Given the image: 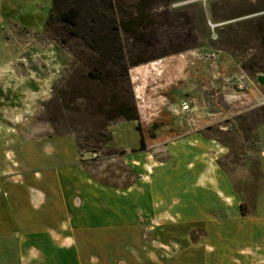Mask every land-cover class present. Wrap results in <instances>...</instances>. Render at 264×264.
I'll return each instance as SVG.
<instances>
[{"label":"rangeland","instance_id":"obj_1","mask_svg":"<svg viewBox=\"0 0 264 264\" xmlns=\"http://www.w3.org/2000/svg\"><path fill=\"white\" fill-rule=\"evenodd\" d=\"M111 2L108 12L124 24L126 66L158 57L129 69L131 85L112 65L111 54L91 52L76 39L63 44L45 29L33 32L0 22V125L6 130L0 134L26 141L72 136L92 175L108 185L127 187L139 178V171L147 172V166L169 167L175 141L204 133L219 145L213 154L247 209L264 189L263 147L257 137V128L264 124V85L258 82L264 77V0ZM20 9L23 15L30 10ZM162 59L169 72L149 75L148 67ZM190 65L197 73L189 83L193 91L187 92L182 67ZM166 83L178 91L167 92ZM118 100L128 109L129 100H134L140 120L113 117ZM10 156L20 163L21 158L2 154L13 165ZM14 166L34 181L23 165ZM17 182L27 202L31 193ZM142 230L155 232L146 226ZM92 239L81 242L85 264L92 258L103 264L115 244L105 233H95ZM147 242L159 247L161 240L148 237ZM162 242L167 246L159 253L162 264H186L187 242ZM120 260L115 264H122Z\"/></svg>","mask_w":264,"mask_h":264},{"label":"crops","instance_id":"obj_2","mask_svg":"<svg viewBox=\"0 0 264 264\" xmlns=\"http://www.w3.org/2000/svg\"><path fill=\"white\" fill-rule=\"evenodd\" d=\"M22 6L30 9L25 15ZM50 8L51 0H0V22L41 31ZM148 68L149 75H163L170 66L162 59ZM182 68L186 91H193L195 67ZM166 86L167 92L178 91ZM257 137L264 179V124ZM219 148L204 133H191L171 147L169 167L147 166L131 185L115 187L92 175L72 136L26 141L0 134V264H85L81 242L92 243L95 233H105L115 244L103 264L117 258L122 264H162L159 253L167 248L162 241L175 240L190 245L186 264H264V189L246 209L213 154ZM3 153L21 158L20 163L12 156L13 165L5 162ZM17 181L32 194L30 201L23 200ZM143 226L155 232L144 233ZM148 237L161 240L160 246H148Z\"/></svg>","mask_w":264,"mask_h":264},{"label":"trees","instance_id":"obj_3","mask_svg":"<svg viewBox=\"0 0 264 264\" xmlns=\"http://www.w3.org/2000/svg\"><path fill=\"white\" fill-rule=\"evenodd\" d=\"M109 9L112 10L110 0H52V7L44 29L47 33L56 35L63 44L76 39L91 52L101 56L111 54L112 65L118 66L121 72L123 71L125 79L131 85L129 69L158 57L153 56L126 66L124 45L121 39V27L124 24L119 21L116 14L108 12ZM128 103H131L129 109L125 107L123 101H116L114 109L112 108L115 115L112 113V116H122L127 120L139 121L140 116L134 100H129ZM138 131L141 133V146L145 148L146 141L140 125ZM242 211L245 214L243 205Z\"/></svg>","mask_w":264,"mask_h":264},{"label":"water","instance_id":"obj_4","mask_svg":"<svg viewBox=\"0 0 264 264\" xmlns=\"http://www.w3.org/2000/svg\"><path fill=\"white\" fill-rule=\"evenodd\" d=\"M258 82H259L260 85H264V77L259 76L258 77Z\"/></svg>","mask_w":264,"mask_h":264},{"label":"built area","instance_id":"obj_5","mask_svg":"<svg viewBox=\"0 0 264 264\" xmlns=\"http://www.w3.org/2000/svg\"><path fill=\"white\" fill-rule=\"evenodd\" d=\"M184 108H185V109H188V105H185Z\"/></svg>","mask_w":264,"mask_h":264}]
</instances>
